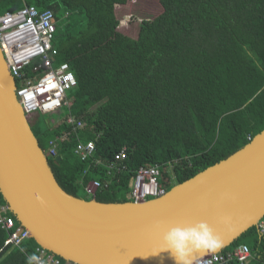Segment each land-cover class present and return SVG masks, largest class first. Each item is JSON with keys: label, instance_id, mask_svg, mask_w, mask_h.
Returning <instances> with one entry per match:
<instances>
[{"label": "trees", "instance_id": "16d2710c", "mask_svg": "<svg viewBox=\"0 0 264 264\" xmlns=\"http://www.w3.org/2000/svg\"><path fill=\"white\" fill-rule=\"evenodd\" d=\"M131 1L0 0V15L25 5L54 13L56 64L69 63L77 85L62 124L34 133L45 152L58 140L49 164L68 193L81 197L91 179L109 182L95 196L100 202L131 201L130 183L142 165H161L169 191L264 130V0H156L152 10L144 8L136 38L128 34L131 20L118 15ZM70 115L83 123L76 131ZM91 140L95 154L82 160L75 148ZM124 147L125 169L109 175L107 164ZM5 214L20 226L11 211ZM6 238L0 226V264H29L38 243L5 246ZM242 244L251 250L247 262L264 256L257 227L220 253Z\"/></svg>", "mask_w": 264, "mask_h": 264}, {"label": "water", "instance_id": "95a60500", "mask_svg": "<svg viewBox=\"0 0 264 264\" xmlns=\"http://www.w3.org/2000/svg\"><path fill=\"white\" fill-rule=\"evenodd\" d=\"M0 44V193L39 246L76 264H176L149 248L165 230L207 222L220 253L264 218V130L225 159L143 202H100L68 193L56 179L16 93ZM61 157L56 158V163ZM227 221V222H225ZM159 224L161 227L157 228ZM138 252L128 259L127 253Z\"/></svg>", "mask_w": 264, "mask_h": 264}, {"label": "built area", "instance_id": "2783aa9c", "mask_svg": "<svg viewBox=\"0 0 264 264\" xmlns=\"http://www.w3.org/2000/svg\"><path fill=\"white\" fill-rule=\"evenodd\" d=\"M55 30L56 22L51 9L41 11L34 5H25L16 11H7L0 15V44L10 72L16 79L18 100L30 119L41 113L69 106L68 93L77 85L76 76L69 63L56 64L58 50L53 45ZM31 64L33 65L30 72H26V67ZM67 124L74 129L83 125L71 115L67 119ZM65 136L66 134H63L60 139ZM58 150L59 143L55 138L49 141L45 153L47 157H55ZM95 150L93 141H80L75 148V152L82 160L93 157ZM126 158L127 149L124 147L107 164L108 174L123 171L125 166L122 162ZM160 176L161 165L140 166L130 183L128 196L131 201L143 202L165 195L167 189L161 185ZM108 186V181L91 179L84 189L95 198L99 190ZM7 210L6 205L0 208V226L7 232L5 246L20 248L22 243L30 238L29 230L21 225L16 226L15 219L5 214ZM257 228L264 235V220L259 222ZM36 252L35 256L39 258V262L33 261L32 264H63L60 257L41 246L36 248ZM250 257L252 254L249 246L242 244L230 253L205 255L194 264H223L232 260L244 264ZM259 264H264V256L260 258Z\"/></svg>", "mask_w": 264, "mask_h": 264}, {"label": "clouds", "instance_id": "9594fccd", "mask_svg": "<svg viewBox=\"0 0 264 264\" xmlns=\"http://www.w3.org/2000/svg\"><path fill=\"white\" fill-rule=\"evenodd\" d=\"M156 227L161 226L157 224ZM222 247L223 242L207 222L170 227L163 232L161 240V250L169 252L176 264H192L191 257L195 251L216 252ZM33 261L39 262V258L31 257L29 264Z\"/></svg>", "mask_w": 264, "mask_h": 264}, {"label": "rangeland", "instance_id": "374dc122", "mask_svg": "<svg viewBox=\"0 0 264 264\" xmlns=\"http://www.w3.org/2000/svg\"><path fill=\"white\" fill-rule=\"evenodd\" d=\"M153 2L155 6H157L156 0H132L129 4L118 8V15L120 16L122 23H126L129 20H131V22H129L130 27L128 34H131L132 37L136 38L138 36L140 22L141 20L145 19L144 18L145 15L143 14L144 8L150 7V9L152 10ZM6 10L14 11L15 9L10 8V9H4L3 11ZM67 114H68V110L66 106H63L59 109L50 112L41 113L38 116H35L33 119H30V121L32 123H35L33 124V127L35 129L39 128L44 131L49 128H55L60 124H62ZM79 195L85 199L86 198L88 199L90 198V200L93 199L92 195L88 194L85 189L81 190L79 192Z\"/></svg>", "mask_w": 264, "mask_h": 264}, {"label": "snow or ice", "instance_id": "6c2138e0", "mask_svg": "<svg viewBox=\"0 0 264 264\" xmlns=\"http://www.w3.org/2000/svg\"><path fill=\"white\" fill-rule=\"evenodd\" d=\"M158 247L161 248V242L151 246L149 248L148 254L149 253H155V249L158 248ZM139 254L140 253H138V252H132V253H127L126 255L128 256V259L130 260L133 255H139Z\"/></svg>", "mask_w": 264, "mask_h": 264}, {"label": "crops", "instance_id": "0c3cea01", "mask_svg": "<svg viewBox=\"0 0 264 264\" xmlns=\"http://www.w3.org/2000/svg\"><path fill=\"white\" fill-rule=\"evenodd\" d=\"M73 130H75L76 131V129H74L73 128ZM66 137V136H65ZM91 141H93L94 143H95V141L94 140H91ZM81 142H83V141H81ZM3 206H5V205H3ZM261 258V257H260ZM260 258L258 259V260H260ZM254 259V257L252 258V260L251 261H249V262H247L248 264H257L259 261H257V260H253Z\"/></svg>", "mask_w": 264, "mask_h": 264}, {"label": "flooded vegetation", "instance_id": "af4514ba", "mask_svg": "<svg viewBox=\"0 0 264 264\" xmlns=\"http://www.w3.org/2000/svg\"><path fill=\"white\" fill-rule=\"evenodd\" d=\"M30 124H31V128H32L33 132H35V131H34L35 128L33 127V124H34V123L31 122Z\"/></svg>", "mask_w": 264, "mask_h": 264}]
</instances>
